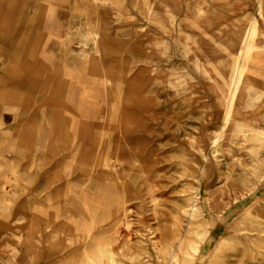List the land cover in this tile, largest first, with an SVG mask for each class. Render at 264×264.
<instances>
[{
  "label": "rangeland",
  "instance_id": "1",
  "mask_svg": "<svg viewBox=\"0 0 264 264\" xmlns=\"http://www.w3.org/2000/svg\"><path fill=\"white\" fill-rule=\"evenodd\" d=\"M65 1L82 9L54 24L70 37L33 58L32 41L20 43L17 59L10 42L0 43V264L7 256L13 264H103L91 259L97 241L108 258L116 242L118 257L105 264H158L159 242L184 230L181 199L204 164V187L225 198L215 205L223 207L218 215L216 207L207 211L215 225L197 260L206 264L224 229L264 196V145L251 155L248 141L238 145L228 133L213 151L208 142L218 122L201 99L210 85L205 69L235 56L231 44L247 17L258 15V0H115L117 9ZM95 27L107 32L111 48L100 56L79 37ZM255 58V73L264 75V49ZM13 90L24 100L5 98ZM18 126L35 132V146L25 135L16 143ZM247 218L241 241L218 251L212 264H264V209Z\"/></svg>",
  "mask_w": 264,
  "mask_h": 264
},
{
  "label": "bare ground",
  "instance_id": "2",
  "mask_svg": "<svg viewBox=\"0 0 264 264\" xmlns=\"http://www.w3.org/2000/svg\"><path fill=\"white\" fill-rule=\"evenodd\" d=\"M1 1H4L3 4L7 6L8 4L23 6V9H25V13L28 16V27L26 29V33L31 32L32 28L35 25H38V28L40 30H50V12H47L44 7L36 6L34 0ZM99 1H102L103 3L109 0H92L93 3H98ZM150 8L152 9L153 5H150ZM262 20H264L262 0H258V15H250L247 17L245 28L242 30L241 37L239 36V42L231 44V47L235 51V56L229 60L218 61L214 65L210 66V69H205L204 71L205 73L209 74L210 85L208 86V90L201 94V99H204L206 102H209L210 118L215 117V120L218 122L217 125L214 127L213 134L211 135L208 142V146L213 149V151L217 150L218 145L224 138H226L228 133L234 134V137L237 139L238 145H244L248 141L250 143L249 149L251 155H255L256 149H258L259 145H264V125H261V123L263 124L264 122V75H257L255 73L254 66L256 59L255 53L259 50L264 49V45L261 42L264 38V30L260 26V22ZM143 30L144 29L142 28L141 31ZM8 33L9 30L5 27L4 23L2 22V15H0V43L5 42ZM105 33L106 31L98 30L95 27L93 30H88L82 33L79 36L81 38L80 42L85 46H89V44H91V48L93 49L92 51H94L98 56H100L102 51H106L105 45L103 43ZM156 41L157 40H154L151 43L152 47H154L157 51H160V49L163 47V44L157 43ZM0 49L1 51H4L3 47H0ZM81 52L84 54L88 53L86 47L81 50ZM197 67H199L198 62ZM226 69H228V71ZM226 71L227 76H225L226 74L224 73ZM211 94H213L215 97L213 101L214 103L211 100ZM12 97L14 98V95H12ZM254 101H259L258 103L260 104H254L255 106L253 107L252 103H254ZM207 107L205 104V108ZM58 113L59 112H57L56 114ZM29 130H27V132ZM248 130L254 135H252L250 138L248 137L247 139L245 135ZM204 159L206 162L208 158L205 156ZM133 161L134 163L132 164L137 165V167L140 165L141 161L137 157L133 158ZM207 171V165L204 164L200 167V172L199 176L197 177L196 185L192 186L191 190L189 191V196H186L184 199H181V205L179 209V221L181 223L179 224V227H183L184 230L183 232L177 233L175 238H166L162 242H159V244H161V247L156 252V259L158 261V264H197V260L201 254L200 246L209 235L211 227L215 225V223L212 224L213 222H211L210 220V214L207 212L208 208L210 206L212 208L216 207V214L218 215V213L223 210V207L221 205H215L219 202L221 203V201L223 202L225 199L222 197V194L216 196L215 194L210 193L204 187L205 185L203 181ZM263 180L264 175L261 174L258 178V182L261 183ZM237 182L239 183V187H244L246 185L244 184L246 183L245 176L239 177ZM239 193V196L232 197L233 199L231 198L233 203L238 202V198L244 195L243 192ZM99 201L100 203L102 202L101 200ZM88 203L91 202L85 201L86 205ZM150 207L154 211L153 213L156 214L158 207L155 199L152 197L150 199ZM257 208L264 209V196L262 195H259V198L255 201V203H251L250 206L246 207V209L240 212L235 217V220H233V222H231L224 229V232L226 234H222L219 240L215 243L213 250L210 253L208 262L206 264H212V261L216 260V258L218 257V251L222 250V248H224L225 246H236V242L238 243L239 241H241L239 232L242 230H248L246 227H241V223H244V221L248 219V215L251 214L253 211L257 210ZM182 223H184V225ZM113 242L110 245L111 248H113L110 252L109 258L105 254V249H107L106 245L99 243L98 241L95 242L92 247L93 249H96V252L92 253L91 259H96V261L98 259H101L103 264H105L107 259H110L111 261L117 259L118 252L115 251L116 242Z\"/></svg>",
  "mask_w": 264,
  "mask_h": 264
},
{
  "label": "crops",
  "instance_id": "3",
  "mask_svg": "<svg viewBox=\"0 0 264 264\" xmlns=\"http://www.w3.org/2000/svg\"><path fill=\"white\" fill-rule=\"evenodd\" d=\"M4 1L0 0V15H2V22L4 23L5 27L9 30V33L7 35V38L5 39V43L10 42V51L15 59L20 58L19 54L21 53L20 49V43L24 40L27 41H32L35 45L30 47L28 50L30 58L35 57L36 55H39L41 53H44V50L48 47V45L52 41H61L67 37H70L69 32L66 31V29L57 30L56 32L54 31L53 27L56 22L64 21L63 18L66 17L68 14L76 13L78 15V10H82L79 7L76 8L75 5H70L69 2L65 0H34L36 6H41L46 9L47 12H50L51 14V19H50V30L48 31H43L38 28V25H35L31 32L26 33V29L28 27V16L25 13V9H23V6H16L12 4L4 5ZM48 2V3H47ZM95 7H100L101 5H107L110 8L114 7L117 9V2L115 0H109L107 2L99 1L98 3H94ZM10 6V7H9ZM10 9V10H9ZM88 7L83 6V11L85 13V17H87V20L91 19V16L89 14ZM151 8L150 5L148 6V12L150 13ZM2 13V14H1ZM63 27L65 25L63 24ZM144 29V28H143ZM144 31V30H143ZM106 34L104 35L103 43L105 45L106 51H111V48L109 45L106 43ZM157 43H162L160 40L156 41ZM42 45V46H40ZM4 51H1L2 53ZM35 90L34 87H30V92L28 93V97L32 98L33 91ZM6 92L9 93V95L5 96V98L9 99H14L16 101H23V96L19 94L17 90H13L14 93ZM14 95V98L12 97ZM4 98V99H5ZM2 101V99H1ZM56 112H59L57 108L55 109ZM60 113V112H59ZM70 124V122H69ZM68 127V126H67ZM69 128V127H68ZM16 140L18 143L20 136L26 137V144L28 143L30 146H35L34 141H35V132L32 131L31 129L27 132L22 126H18L16 129ZM67 135L70 134L69 132H66ZM27 144V145H28ZM6 264H13V260L11 257L7 256L5 258Z\"/></svg>",
  "mask_w": 264,
  "mask_h": 264
}]
</instances>
